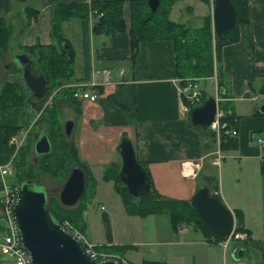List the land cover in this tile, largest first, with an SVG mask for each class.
<instances>
[{
    "label": "crops",
    "instance_id": "crops-1",
    "mask_svg": "<svg viewBox=\"0 0 264 264\" xmlns=\"http://www.w3.org/2000/svg\"><path fill=\"white\" fill-rule=\"evenodd\" d=\"M29 1L0 0V9L10 13L17 4H27ZM34 1L41 7L37 18L24 30L21 16L16 24L20 28L23 45H31L37 40L42 44L53 41L50 37V10L55 3L91 0ZM199 1L200 12H195L188 4L186 7H179L177 18L169 19L193 28L201 26L205 15L209 13L211 17L213 0H209L210 4ZM245 4L249 20L239 24L238 40L225 44L220 56V67L229 84V95L223 100L229 103L238 117V132L235 136L238 147L220 151L222 157L219 165L212 162L216 155V146L210 143L204 130L186 124L188 114L182 115L179 111L180 98L176 85L178 77L174 72V52L169 39L140 41L135 63L132 64L129 61L131 47L128 32L116 33L106 40L104 35L90 32V75L86 82L94 81L98 84L96 99H76L75 103H71L59 97L55 101L59 107L62 126L67 119L73 121L69 137L74 139L81 159L89 164L92 171L94 168L104 171L110 163L120 165L118 145L121 138L128 137L138 159L146 161L145 165L156 191L162 195L189 199L198 184H202L210 176H215L222 201L233 213L234 209L242 211V227L248 229V238L242 241L251 242L259 252L254 259L245 253V249L243 256H239L237 252L241 248V240L232 241V244L223 248L216 241H211L212 237L204 231L184 222L175 227L169 222V231L162 237L156 221H145L149 216L155 215L149 214L144 217L137 216L144 221L140 223L136 236L124 242L132 245L129 252L139 254L140 263L142 260H156L165 264H264V177L259 173L264 147L259 146L260 149L250 145L252 131H260L258 137L264 138V117H260L259 109L254 108L258 97L264 99L259 91L264 85V0H246ZM173 5L169 17L175 12ZM128 7V0H124L122 8L127 27L130 23ZM70 20L62 23L64 27ZM78 29L82 35L79 23ZM72 45L75 52H82L84 61L82 36L81 39L74 40ZM7 51L4 54H8ZM104 69L109 70L107 79L102 75ZM82 74L74 78H80ZM13 79L19 80L15 76ZM6 80L9 79L6 78L1 85ZM215 82L214 77H208L201 79L198 84H204H200L202 90L206 92L207 89L209 96H215L219 93ZM261 107V112L264 113V105ZM0 112L17 116L13 111ZM13 117L10 119L12 124L2 126V131L3 127L18 125ZM4 135L3 131V142L12 156L13 150L5 142ZM195 162L200 163V166L196 167ZM237 164L240 165L239 171ZM215 167L219 168V177L215 175ZM250 169L256 170L260 176L253 187L249 188L251 191L245 192L239 188L238 183L233 182L232 188L235 191L231 192L227 186L235 170L246 179L253 177ZM7 177L11 176L4 178L0 172V196ZM104 213L108 218L107 212ZM234 219L236 225L235 215ZM111 237L112 242H108L106 238L105 244H123L114 239L112 232ZM88 239L95 245L101 244L89 237Z\"/></svg>",
    "mask_w": 264,
    "mask_h": 264
},
{
    "label": "trees",
    "instance_id": "trees-1",
    "mask_svg": "<svg viewBox=\"0 0 264 264\" xmlns=\"http://www.w3.org/2000/svg\"><path fill=\"white\" fill-rule=\"evenodd\" d=\"M178 0H159V5L155 11H152L148 7L147 0H128L129 2V26L127 27L124 14L123 3L124 0H91L90 2H61L55 3L50 10V34L53 39L48 44H42L38 40L31 45H23L24 51H27L34 61L37 67L45 74L49 81V91L47 94L55 91L52 98L51 105L40 110L39 105L45 99L34 100L26 91L21 82L13 79L6 80L0 86V110L13 111L19 113L23 111L26 105L31 108L36 114L39 113L33 127L39 123H43L44 130L49 137L52 145V149L47 154L36 156V165L29 162L27 154L33 149L34 143L32 140V127L28 129V134L25 141L22 142L17 149L16 154L12 162L13 176L6 178L10 186H16L25 179L35 180L39 173L47 175L56 181L64 180L72 166L82 167L85 174V190L82 192L76 206L65 207L58 198L55 196L47 197L46 204L50 209L53 221L61 223L63 219L69 220L80 231L84 232L86 225L84 223L83 216L86 210V203L90 197H92L96 191L97 180H95L93 171L89 167L86 161L82 160L76 142L72 137H66L64 130L62 129V120L59 111V107L55 101L59 97L67 100V102L75 103L76 98L73 96L77 83L85 82L89 79L90 75V54H89V34L90 32L96 34H102L105 37H111L116 33L128 32L130 36L131 56L130 60L132 64L135 63L138 53V45L140 41H152L155 39H169L172 41L174 52V66L175 73L178 78L183 80L185 78H195L197 81L203 78L216 77V85L219 89L218 96L226 98L229 95L228 81L224 79L223 72L220 67L221 63V51L222 47L228 43H234L239 38L238 26L240 23H246L249 20L248 9L245 4L246 0H231L236 13V23L234 27L224 34L221 38L217 37L212 31V24L210 14L208 13L203 18V23L199 27H189L184 23L170 20L169 12L172 5ZM206 4H210L209 0H202ZM39 8L31 4L25 6L22 10V19L24 27L29 26L33 20H35L39 14ZM94 10L92 17L93 20L89 22V12ZM77 18L82 31V43L85 53L83 74L80 78H74V61L76 57L73 46L63 36L62 24L63 22ZM12 26L9 21L2 15H0V58L5 51L8 50L9 41L12 34ZM71 82L74 84H71ZM259 91L264 93V85H262ZM208 96L203 90L202 99ZM219 107L224 109L228 115L226 116L227 126L237 127L238 117L235 116L229 103L224 100H219ZM190 118L187 116V122L191 127L204 130L206 136H208L210 143L216 144L215 132L210 130L208 125L193 126L190 124ZM22 129V125L3 127L5 132V142L8 138L19 132ZM39 132V134H40ZM39 136V135H38ZM36 140V139H35ZM34 140V141H35ZM238 147V141L236 137L222 135L219 148L221 151H227L230 149H236ZM136 155V154H135ZM136 158L140 165H142L147 173V177L150 178V189L146 195L132 196L127 191L126 186L122 183L119 176V163H110L107 165L102 173V180L112 181L113 188L121 198L125 211L129 215H137L139 217L149 216V214H168V218L172 227H175L178 223L184 222L190 224L196 228L201 229L207 235L212 237L213 242H219L223 239V236L211 231L207 226L199 219L196 212L189 203V199H178L173 197H167L162 195L155 188L150 172L146 168V161ZM260 174L264 177V155L260 159ZM14 180V181H13ZM207 186L210 193L213 196L221 199L218 194V181L215 176H210L206 180H203L200 186ZM239 209H234V215L236 217V225L234 231H245L248 229L242 227L243 214ZM103 221L105 222L106 238L108 242H112L110 225L106 216L103 213ZM82 223V224H80ZM248 234V233H247ZM110 247L109 250L121 249L123 251L128 250L132 245L129 244H111L104 243L94 245L98 250V246ZM116 253V252H115ZM140 264H165L163 261L156 260H142Z\"/></svg>",
    "mask_w": 264,
    "mask_h": 264
},
{
    "label": "water",
    "instance_id": "water-1",
    "mask_svg": "<svg viewBox=\"0 0 264 264\" xmlns=\"http://www.w3.org/2000/svg\"><path fill=\"white\" fill-rule=\"evenodd\" d=\"M148 7L155 11L159 0H147ZM231 0H213L211 9L212 28L221 38L236 23V13ZM16 63L7 64L9 71L21 82L25 91L34 99L40 100L49 89V81L37 67L35 61L27 54L16 56ZM13 66V67H11ZM15 66V67H14ZM15 68V70H13ZM216 97L206 96L204 102L190 109V124L209 125L214 119ZM261 110L262 107H261ZM73 121L64 122V133L71 135ZM118 153L121 157L119 176L132 196L146 195L150 189V178L138 162L133 143L128 137L120 139ZM44 130L33 142V152L37 155L47 154L52 145ZM85 174L82 167L72 166L60 189L59 202L65 206H74L85 190ZM34 180L25 179L16 185L17 202L14 214L21 232L22 244L31 255V264H119L115 260L96 261L84 251L81 242L67 232L59 223L53 221L46 201V191L35 189ZM189 203L199 219L211 231L220 236L228 235L234 223L233 211L219 198L213 196L208 187L195 188ZM244 249L237 252L243 256Z\"/></svg>",
    "mask_w": 264,
    "mask_h": 264
},
{
    "label": "rangeland",
    "instance_id": "rangeland-1",
    "mask_svg": "<svg viewBox=\"0 0 264 264\" xmlns=\"http://www.w3.org/2000/svg\"><path fill=\"white\" fill-rule=\"evenodd\" d=\"M176 2L177 3L173 5V9H175V12L173 14H170V18L172 19L177 18L176 15L179 14V7L181 6L186 7V5L188 4L192 6V8H194L195 12H200L199 11V3H200L199 0H178ZM30 3L31 5L39 8L38 12L41 10V7L37 5V3L34 0L33 1L30 0L27 4H22V3L17 4V7H15L13 11H11L10 13H5L3 10L0 9V15L4 16L9 21L10 26H12V31H13L11 34V38H9L10 41H9V47L7 51L8 54H4L5 56L3 55L4 57L2 56L3 58L2 57L0 58V85H1V82L4 81L6 78H8L9 80H12V78L14 77V75L9 71L7 64H9L10 62L11 64L12 62L16 63L17 55L24 53V52L25 54H27V51H24L25 48L22 45L23 37H22V34H20V30H19L20 28L16 24H18L17 21L20 18V16L21 17L23 16L22 15L23 7ZM78 22L79 20L77 18L76 19L72 18L70 22L67 23V26L65 27L61 23L63 36L68 38L71 45L74 42V40L77 41L78 39H81V36H80L81 32L79 29L77 30ZM28 27L29 26H26V27L23 26L22 29L24 30V29H27ZM104 39L106 40L108 38L104 36ZM75 53H76V57H75V61L73 62L74 63V75H72L73 79L74 77L78 76V74L80 75L83 73L82 71L83 70L82 52L79 50L78 52L76 51ZM214 78L216 79L215 76ZM201 85L203 86L204 84H201ZM206 92H207V89H206ZM49 94H47L45 98H47ZM261 95H264V93H262ZM211 96L213 95L211 94ZM51 102H52V99L49 102V104H47L46 106H43V103L41 102L40 103L41 105H39L40 110L44 109L45 107L50 106ZM254 105L256 106L254 107L255 109H259V112L261 113L260 117H264V113L261 112V108H260L261 105L262 106L264 105L263 97H258ZM38 115L39 113L36 114V112H34L33 110L31 111V108H29L27 105L23 111L17 113V116H14V117L11 114L0 112V165L6 164L8 160L11 158L10 150L8 149V146H6V144H4L3 142L2 126L12 124L10 122V119L11 117H13L16 119L15 123H17L18 125H22V129H20V131L17 133L21 135L24 132H26L25 138L28 134V129H30L31 127L33 128L31 130L33 131L32 140L34 142V140L39 135L40 129L45 128V125L43 123H39L38 125L33 127L32 124ZM188 117H189V113H188ZM63 128H64V125H63ZM258 133H260V131L258 130H254L252 131V133H250L251 138H252L250 139V145H252V147L260 146V144L257 142V138L259 136ZM262 133L264 134V132ZM25 138L23 142L25 141ZM215 148H217V146ZM262 151L264 153V149H262ZM225 154H227V152H225ZM27 159L29 162L31 161L32 163L36 165L37 160H36V156H34L33 149H31L29 153L27 154ZM237 169L238 171L240 170V165L238 164H237ZM214 171H215V175L218 176L217 174L219 173V168L215 167ZM250 172H251L250 174H252L253 177L249 176L246 179H244V177L241 174H238L237 170H235V172L233 173L234 176L230 178L227 188L231 192H234L235 189L232 187H233V182H235L240 185L239 188L241 190L245 192L251 191L249 190V188L253 187V185L258 181L260 176L259 174H257L256 170L253 171L250 169ZM102 173L103 171L101 168H94L93 174H94L95 180H97V186H96V191L94 192L95 194L88 199L85 205L86 210L84 211V216L82 220H84V223H86V231H84L83 233H85L89 238L93 239L95 242L97 243L101 242V244L102 243L104 244L106 242V232H104L105 222L103 221L102 218H103V213L107 212L108 214L107 219L110 225V231L112 232L114 239L124 244V242H128L129 240H131V238L136 236V232L138 231L137 229L140 228V223H142L144 220L137 217V215L136 216L129 215L125 211L124 206L121 205L122 201H121L119 194L115 192L113 188L112 181L102 180ZM64 180L62 181L59 180L55 182L53 178L47 175H44L42 173H39L38 177L35 178L34 180V182L36 183L33 184V187L38 190H41V189L45 190L48 198L50 196H55L59 200L58 193L63 186ZM76 204L74 206H76ZM100 205L104 207L102 208ZM70 207H73V206H70ZM167 215L168 214L166 213L162 215L161 214L152 215V216H149V218H147V220L145 221H149V222L156 221L159 227L158 229L159 235L163 237V235L168 233L169 228H170V225H169L170 221ZM239 244H240L241 249L242 248L245 249L246 250L245 253L248 256H250L252 259H254V257L259 254V252H257L258 250L255 248V246L251 242H245L241 240ZM98 248H100L98 249L100 251L116 252L118 254H121L123 258H126L127 260H130L131 262H133L131 263L129 261L131 264H139L141 260L139 257V254H133L132 252L128 251L129 249L126 251H123L121 249L119 250L113 249L114 251H112V250H109L110 248L109 246L105 247L101 245L98 246ZM141 248L143 249V247ZM0 264H10V262L8 258L0 254Z\"/></svg>",
    "mask_w": 264,
    "mask_h": 264
},
{
    "label": "built area",
    "instance_id": "built-area-1",
    "mask_svg": "<svg viewBox=\"0 0 264 264\" xmlns=\"http://www.w3.org/2000/svg\"><path fill=\"white\" fill-rule=\"evenodd\" d=\"M95 13L94 10H90L89 17L90 20L92 19V15ZM109 70L104 69L103 74L104 78H109ZM178 84H176L178 87V94L180 98V105H179V111L182 115H185L189 112V109L193 106L200 105L202 102V89L200 85L198 84V81L195 78H185L183 81V84L180 83L181 79L177 78ZM76 90L73 93V96L77 98L78 100H95L98 94V88L97 83L94 81H91L89 83L87 82H80L77 83ZM55 91L50 92L48 97L45 99L43 103V106H46L51 101ZM216 97V108H215V114L214 119L211 121V123L208 125L209 128L215 132L216 136V143L217 148H215V157L212 160L213 163L219 165V161L222 157L220 153L219 148V142L222 137V135H231L236 136L238 130L236 127H228L226 122V116L228 113L224 110L218 107V96ZM26 132L23 134H13L9 137L8 143L11 147H14V151L11 158L8 160V162L4 165H0V172L2 175H10L12 173V160L13 156L15 155V152L20 147L25 138ZM257 142L260 144L261 147H264V139L263 137H258ZM194 165L196 167L200 166V163L195 162ZM6 182V181H5ZM4 182V183H5ZM15 187L10 186L8 183H5V188L0 196V253L8 258L10 264H31V255L29 251L24 248L22 244V237L21 232L18 227L15 214H14V207L17 202V196ZM60 225L70 234H72L74 237L77 238L81 242V246L83 247L84 251L91 257V259H94L96 261H105V260H115L119 264H130L129 261L126 258H123L118 253L114 252H107V251H100L95 248V244L91 242L84 233H81V231L75 227L69 220L63 219ZM184 229V228H183ZM248 235L246 232L243 231H231L228 235L224 236L223 239L219 240L217 242L219 245H221L223 248H226L230 242L236 241V240H242L247 238Z\"/></svg>",
    "mask_w": 264,
    "mask_h": 264
},
{
    "label": "flooded vegetation",
    "instance_id": "flooded-vegetation-1",
    "mask_svg": "<svg viewBox=\"0 0 264 264\" xmlns=\"http://www.w3.org/2000/svg\"><path fill=\"white\" fill-rule=\"evenodd\" d=\"M11 67H13V66H11ZM15 67V66H14ZM13 70H15V68H13Z\"/></svg>",
    "mask_w": 264,
    "mask_h": 264
}]
</instances>
